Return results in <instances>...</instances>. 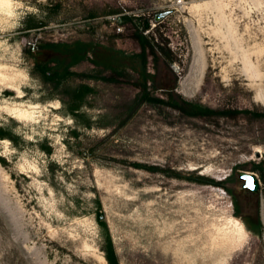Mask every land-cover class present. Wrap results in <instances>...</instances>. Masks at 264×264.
<instances>
[{
    "label": "rangeland",
    "instance_id": "1",
    "mask_svg": "<svg viewBox=\"0 0 264 264\" xmlns=\"http://www.w3.org/2000/svg\"><path fill=\"white\" fill-rule=\"evenodd\" d=\"M16 2L0 7V264H109L110 248L118 264H264V0ZM77 41L117 70L42 78ZM142 50L176 107L135 100Z\"/></svg>",
    "mask_w": 264,
    "mask_h": 264
},
{
    "label": "trees",
    "instance_id": "2",
    "mask_svg": "<svg viewBox=\"0 0 264 264\" xmlns=\"http://www.w3.org/2000/svg\"><path fill=\"white\" fill-rule=\"evenodd\" d=\"M139 38L143 44L146 42L149 43V40L147 37L139 35ZM59 46V45H55ZM67 46V45H65ZM98 50L96 49L94 44H89L81 41H77L74 43L72 47H70L69 50V62L62 68V70H58V68L55 66H49L48 63H37L36 69L40 72L42 78H45L47 80H55L60 78H67L72 75H76L74 71H70L69 67L74 65L75 63L81 61V60H91L96 66L100 67L103 70H110V71H116L117 66L114 65L113 62H111L110 57L106 56H100L98 55ZM88 53H91V56H88ZM98 56V57H97ZM139 57V62H136L137 67L133 68V70L137 71L139 74V93L135 100L140 101H146L150 103H161V104H167L171 105L173 107H176L178 105V101L173 99L172 97H169L167 100L164 98H160L157 96H153L151 94V91L148 87V77L149 73L147 72V62L145 58L144 50L140 54L137 55ZM101 79H108L105 76H99ZM184 105H186V113L188 115L193 116H199V115H211V114H217L220 113L219 111L212 109L210 107L204 106L200 103L194 102V101H184ZM247 111V110H244ZM260 116H264V110L259 112ZM261 171L264 169V160L259 162L257 166ZM255 231L257 233H260V225L259 222L254 227ZM106 259L108 260L109 264H118L115 253L112 250V248L106 250Z\"/></svg>",
    "mask_w": 264,
    "mask_h": 264
},
{
    "label": "water",
    "instance_id": "3",
    "mask_svg": "<svg viewBox=\"0 0 264 264\" xmlns=\"http://www.w3.org/2000/svg\"><path fill=\"white\" fill-rule=\"evenodd\" d=\"M167 12H162L156 15L155 19H161L163 16H165ZM149 23L145 20L144 21V27L148 28ZM240 178L244 181L243 186L247 188L250 191H257L259 188V180L255 173L250 171H244L240 174Z\"/></svg>",
    "mask_w": 264,
    "mask_h": 264
},
{
    "label": "clouds",
    "instance_id": "4",
    "mask_svg": "<svg viewBox=\"0 0 264 264\" xmlns=\"http://www.w3.org/2000/svg\"><path fill=\"white\" fill-rule=\"evenodd\" d=\"M0 7H3L5 10L11 9V8H23L24 5L20 2L12 3V0H5L2 4H0Z\"/></svg>",
    "mask_w": 264,
    "mask_h": 264
},
{
    "label": "built area",
    "instance_id": "5",
    "mask_svg": "<svg viewBox=\"0 0 264 264\" xmlns=\"http://www.w3.org/2000/svg\"><path fill=\"white\" fill-rule=\"evenodd\" d=\"M120 30V28L119 27H117V31H119Z\"/></svg>",
    "mask_w": 264,
    "mask_h": 264
}]
</instances>
